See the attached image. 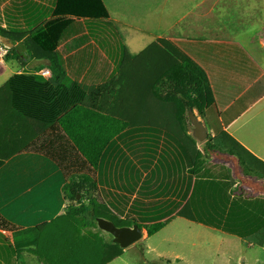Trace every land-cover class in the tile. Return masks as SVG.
<instances>
[{"label": "crops", "instance_id": "0c3cea01", "mask_svg": "<svg viewBox=\"0 0 264 264\" xmlns=\"http://www.w3.org/2000/svg\"><path fill=\"white\" fill-rule=\"evenodd\" d=\"M101 1L107 11V19L90 20L70 17L75 22L71 28L74 34L68 36L56 49V55L63 65L67 82L78 83L89 92L91 90L96 91L97 86L111 81L115 92L114 95H111L114 98L111 101L116 100L119 102L124 108L125 117L128 116L126 121L119 117L117 113L115 114L117 118L126 121L130 127L132 124L128 114L132 113L133 110L139 113L143 111L146 113L150 125H136L131 128L147 127L167 131L184 145L190 156V161L186 160L185 157L183 158L182 151H179L180 155L177 159L157 156L154 163H157L161 168V175L156 185L158 187L152 189L142 184L140 189H136L135 193L130 195L125 193L124 196L129 198V202L125 200V203L120 205L119 210L123 209L126 214L127 210L132 207L131 202L139 201L142 205L148 203L146 206L150 215L166 216L160 219L166 224L172 220L182 219L196 223L191 219L182 217L180 210L188 202L190 196L192 197L193 193L196 194L198 177H204V180H208V176L202 172L191 175V160L195 165L197 162L200 163L203 157L201 163L204 166L219 165L217 163L220 162H217L219 160L215 159L216 157L212 153L207 155L204 153L203 148L207 137L198 144L192 136L193 128L189 135L183 133L180 130L181 128H177L169 120L150 118L151 111L154 112L156 110L154 107L158 105L149 103V92L147 90L143 92L146 85V80H144L146 73H143L145 68L140 66L139 69H135L130 65L141 59L144 51L151 44L163 39L171 42L204 70L210 83L216 109L219 113V116H216L215 119L217 125L205 124L199 118L198 120L205 127L207 136L210 135L213 138L211 144H215L217 140V145L223 149L230 144V140L234 139L239 148L256 160L255 164L264 166V152L252 145L253 135L251 137L249 135L248 142H242L243 145L235 139L240 138L241 133L239 131L246 126L247 122H244V119L246 120L249 113L256 108L257 103L264 99V47L256 42L257 38H264V26L259 25L258 29L252 34H248L245 30L233 34L231 30H228L226 24L227 31L225 25L219 26V24L208 21L209 19L213 20L216 11L222 10H218L216 7L217 4H222V0ZM55 5L56 0H0V35L9 44H5V46L9 50H14L10 55V59H5L0 64V91L4 89L7 82L14 75H35L43 80L50 78L47 61H45L43 54L39 52L31 39L34 31L50 20L57 18L55 17ZM206 8L208 9L206 10ZM194 10H196L195 15L198 16V20L194 19L188 24L184 23L185 19L193 15ZM222 11L228 12V7L225 6ZM78 24L82 26L83 34L79 33ZM82 36L87 39L84 40ZM106 46L112 49L106 50ZM127 46L133 48V51L126 50ZM139 46L142 49L136 50ZM133 58H136V60ZM142 61L147 63L143 58L140 62ZM118 62L120 64L117 66L116 63ZM21 63L25 64L21 65ZM117 69H119V74H113ZM134 72H138L143 80L134 81ZM127 85L128 87L129 85L140 86L138 89H141L135 95V103L133 104H125V99L119 95V91ZM129 93H133V91ZM105 96L106 94L101 95L95 101V106L101 107L104 114L112 113L113 109L108 107L111 102L103 103ZM106 109H110V112H106ZM2 118H4L3 121L6 119L5 117ZM43 128L38 129V137L47 135L50 137V134L44 135L42 133ZM137 136L142 139L141 142L156 138V135L150 132L136 133L135 136H129L127 140L132 142V137ZM47 139H41L42 143L36 145L37 150L15 155L0 167V264H31L35 259L39 262L38 256L33 254L32 249L28 261L25 258L28 251L23 250L21 253L24 255L12 252L15 243L21 241L17 237L22 233L36 230L39 226L50 223L64 214L65 202L62 196L59 195L62 188L61 177L63 173L57 167V164H60V160L63 158L62 144L52 136L50 140ZM256 139L264 143V136H260V139L256 137ZM155 141L157 140L150 142ZM44 145H47V148L43 147ZM129 146L127 144L126 147ZM130 149L133 150V148ZM142 149V147L141 150L136 149L134 151L135 155L140 151L143 153ZM169 150L173 149L168 145L163 147L158 145L157 153L160 154L161 151L169 152ZM198 152L202 156L199 160H197L199 157ZM119 156H123L125 161H116L117 163L111 164L112 167H109V170L104 169L103 172L106 176H109L110 170L116 166H123L124 177L128 176L127 170L132 172L134 165L139 168L132 152L129 153L124 149ZM140 157L143 160V155H140ZM176 161L178 163L185 161V169H181L178 166L180 163L178 164ZM226 164L228 166V163ZM8 165H12L14 170L9 169ZM228 168L233 170V172L231 170L233 188L238 187L244 190L243 184H246L248 185L245 186L246 195L243 194V196L254 199L262 197L264 199L263 179H261L262 181L259 179L258 182H248L246 181L248 179L238 178V176L241 178L242 175L239 166H228ZM261 168L264 169V167ZM210 170L212 171L210 174L213 175V170ZM117 172H119L118 169L114 174ZM15 173L18 174L17 179L14 178ZM92 174L97 181L99 178L97 171H93ZM146 176L147 173L142 172L141 178L144 179ZM40 189L41 192L43 190L47 194L45 192L44 194L41 192L33 193L34 190ZM248 192H252V194ZM114 194L117 193L113 189L100 187L96 204L97 208L98 206H105L108 208V214L117 216L113 210L109 209L117 198ZM184 196L185 199L182 203ZM179 205L181 206L176 209ZM54 207H57L58 210L51 216ZM194 208L195 206H193L192 214H195ZM153 209L156 211L151 213L150 210ZM57 215L58 217L53 218ZM117 218L122 220V217L117 216ZM105 221L111 222L109 220ZM259 233L261 231L255 234V239L260 237ZM146 238L145 233L140 241ZM255 239L249 242L248 245L250 247L256 245L263 249L264 243H253ZM132 245L129 246L131 249ZM261 251L264 253V249ZM259 255L261 254L259 253ZM32 258L34 261H31ZM116 260L122 259L118 257L109 263ZM242 260L243 264L248 262H244V258ZM255 263L264 264L260 260H256Z\"/></svg>", "mask_w": 264, "mask_h": 264}, {"label": "trees", "instance_id": "16d2710c", "mask_svg": "<svg viewBox=\"0 0 264 264\" xmlns=\"http://www.w3.org/2000/svg\"><path fill=\"white\" fill-rule=\"evenodd\" d=\"M55 8L57 18L34 31L31 39L47 61L50 78L43 80L35 75H14L0 91V119L6 118L4 121L3 118L0 124V167L4 160L7 161L14 155L37 150L36 145L42 143L41 139L50 140L51 136L54 137L62 144L63 158L57 167L62 171L65 179L62 199L66 206L62 216L36 229L39 232L38 239L29 241V238H26L16 242L13 248L17 251L23 247H35L38 252L36 256L41 264H107L120 257L123 249L113 240L109 244L103 242L96 234L82 235L80 229L98 228L97 220L105 219L112 224L115 221L122 223L121 225L114 223L116 227L137 226L141 231L146 232L147 238L159 232L166 225L160 219L166 216L150 215L146 206L148 203L142 205L139 201H132V207L125 214L123 209L119 210L125 200L129 202V198H125L124 194L135 193L142 184L152 189L158 187L156 185L161 175V168L154 163L157 156L177 159L180 155L179 151H182L186 160L190 161V156L184 145L171 133L147 127L128 129L129 124L126 121L115 115L104 114L101 107L95 106V101L101 95L115 93L111 81L97 86L96 91L89 92L78 83L67 82L56 49L68 36L74 34L71 28L75 22L70 17L106 20L108 15L101 0H56ZM78 27L79 33L83 34L82 26L78 24ZM82 37L84 40L87 39L85 36ZM13 52V49L9 50L5 59H10ZM151 53H154L155 60H158L154 67L158 72L152 82L149 103L158 106L154 107L156 109L154 112L151 111L150 118L157 119L171 113L173 119L184 130L192 129L188 120L189 110L195 111V116L205 124L210 123V111H214L219 116L208 78L198 64L165 39L151 44L143 55L147 57ZM42 128L44 129L42 133L50 134V137L48 135L38 137V129ZM150 132L156 135L157 141L152 143L150 141L155 139H150L141 142L142 139L138 136L132 137V142L127 140L136 133ZM160 136L162 137L159 139ZM212 140L213 138L208 135L203 151L206 155L212 153L220 163L204 166L203 163L197 162L194 165L191 160L190 174L202 172L208 176V180H204V177L198 178L196 194L193 193L188 202L181 207L180 215L203 224L205 222L201 219L204 218L200 217L204 214L201 204H211L212 211L213 205L215 206L213 215H216L211 218L216 222L212 224L213 227L222 228L224 232L237 237L262 231L264 199L244 197L241 188H233L229 164L228 166L226 164L228 163L226 161H233L236 166L242 168L239 179H250L251 175L260 178L261 176L256 174L255 166L248 164V162L255 164L256 160L245 156L247 159L244 161L240 155L232 153L231 150L211 144ZM127 144L130 146L126 147ZM47 145L43 147L47 148ZM158 145L162 147L168 145L173 150L161 151L158 154ZM141 147L143 153L140 151L136 154L139 155L137 157L134 151L141 150ZM124 149L134 154L139 168L134 165L132 172L127 170L128 176L124 177L123 166H116L110 170L109 176H106L104 169L109 170L111 164L117 163L116 161H125L123 156H119ZM140 155H143V160ZM179 163L178 166L184 170L185 161ZM245 164L248 165L243 170ZM117 169L119 172L114 174ZM210 169L213 170V175L210 174L212 172ZM93 171H97L99 177L97 181L93 177ZM142 172L147 173L144 179L141 178ZM100 187L116 191L117 194L114 195L117 198L114 204L108 207L124 219L119 220L117 216L108 214V208L105 206L97 208L96 197ZM216 188L220 189L221 194L214 202L209 200V194ZM232 194H237V197L232 198ZM184 199L185 196L182 203ZM83 200H86L87 204H80L79 208L67 204L70 201L83 203L81 202ZM193 206H195V214H192ZM155 211L150 210L151 213ZM208 214L206 211V215ZM206 224L211 225V223ZM247 231L251 232L244 234Z\"/></svg>", "mask_w": 264, "mask_h": 264}, {"label": "rangeland", "instance_id": "374dc122", "mask_svg": "<svg viewBox=\"0 0 264 264\" xmlns=\"http://www.w3.org/2000/svg\"><path fill=\"white\" fill-rule=\"evenodd\" d=\"M222 4H217L216 7L217 9H224V7H228V12L226 11H216V14L213 16V20L209 19L208 21H212L215 24H219V26H224L225 24L228 26V30H231L233 34H236L240 30H245L248 34H252L254 31L258 29L259 25L264 26V0H222ZM208 6H210L208 4ZM208 8H206L207 10ZM190 14V13H189ZM188 14V15H189ZM192 16L188 19L184 20V23L188 24L189 22L193 21L194 19L198 20V16L196 14V10L192 12ZM225 25L226 31H227V26ZM230 32V33H232ZM258 39V38H257ZM258 43V40H256ZM176 47V46H175ZM177 48V47H176ZM112 49L108 48L106 46V50ZM128 51H133V48L131 47H126L125 48ZM142 49L140 46L136 48V50ZM109 50V51H110ZM155 50V48H153ZM263 51V50H262ZM264 52V51H263ZM146 56L142 55L141 59H139L136 63L133 62L131 63L130 67L133 66V68L137 69L140 66H143L145 69L143 73H146V76L144 80H146V85L143 88V92L146 90L149 92V94L152 91V82L155 79V75H157V69L155 65L157 64L158 60H155L156 57L154 53H151ZM146 60L147 63L144 61L140 62L141 60ZM136 60V58H133ZM149 62V63H148ZM153 63V64H152ZM117 66L120 64V62L116 63ZM119 69L115 71L113 74H119ZM118 72V73H117ZM134 81L135 80H143V77H141L138 72H134ZM206 74V73H205ZM144 82V81H143ZM210 85V83H209ZM140 86H134V85H128L119 91V95L122 96L125 101V104H133L135 103V95L141 91V89H138ZM211 88V86H210ZM138 89V90H137ZM114 90V87H113ZM133 93H129L132 92ZM212 91V89H211ZM114 95V94H113ZM107 96V97H106ZM103 103H107L110 101L111 103L108 104V107H111L113 109L112 113H107L109 115H115L118 113L119 117L127 121V118L124 115V108L123 106L117 102L116 100H113V96L106 94ZM130 98H133L132 100ZM167 108V106H165ZM106 112H110V109H106ZM132 113L128 114L130 116V122L132 125L128 127V129H131V127H135L136 125L139 126H146L150 125V122L148 121V117L146 116V113L143 111L141 113L135 112V110L131 111ZM193 113L196 115V112L193 111ZM260 113V114H259ZM259 114V115H258ZM172 114H168L167 116H162L160 120H165L171 121L177 128H180L179 124L173 119ZM216 114L213 111H210V124H216ZM168 117V118H167ZM3 118L0 119V124ZM246 123V126L244 129L239 131L241 133L240 138H235L238 142L242 144V142L247 143L250 137L253 135L254 141L252 142V145L258 149L264 152V143L260 142L256 139L259 138L260 136H264V99L260 100L257 103L256 108H254L251 113L246 117V120L244 119V122ZM208 124V123H206ZM244 124V123H243ZM242 124V125H243ZM217 125V124H216ZM1 129V128H0ZM37 128H35V131ZM183 133L186 134H191V129H180ZM190 142V141H188ZM198 142V141H197ZM234 139L230 140V144L227 147H224L225 150L229 149L232 151V153L236 155H240L241 159L246 161L247 159L245 156H248L246 152H244L241 148H239ZM201 142H198V144ZM216 143L213 145H216ZM243 145V144H242ZM15 157L12 156L10 158ZM202 156L199 155L197 160H199ZM249 157V156H248ZM239 161V159H238ZM6 161L4 160L3 163ZM203 162V157L200 163ZM228 162L229 166H236V164L233 161H226ZM2 163V165H3ZM250 165L255 166V171L256 174L260 175L261 177H257L256 175H251L250 179L246 181L248 182H258L262 181L261 179L264 180V169L261 167V165L254 164L252 162H248ZM244 165V169H246L247 165ZM9 169L11 168L14 170L12 165L7 166ZM240 167V166H239ZM230 169V168H229ZM242 169V168H241ZM232 169H230L231 172ZM233 172V170H232ZM198 177V176H197ZM14 178H18V174L15 173ZM62 186L65 184V179L62 176ZM199 178V177H198ZM263 183V182H262ZM243 194L246 195L245 193V186H243ZM201 190V188H200ZM41 192L40 190H34L33 193ZM44 192L47 194L46 191H43L41 193L44 194ZM249 194H252V192H248ZM59 194V192H58ZM220 189L216 188L214 192L209 194V200L215 202V198H218V195H220ZM60 196H62V188L60 189ZM228 195V193L226 194ZM232 198H236L237 194H232ZM245 197V196H244ZM262 198V197H258ZM201 199V198H200ZM199 199V200H200ZM38 201H41L40 199H37ZM83 203H74L72 201L67 202L68 205H72L75 208H79L80 204H87L86 200L81 201ZM66 206V203H65ZM202 210L204 214L200 215L201 218H214L216 215L214 214V209L215 206L213 205V211H212V205H204L201 204ZM58 210L57 207L52 208L51 211V216H53L56 211ZM206 211H208V215H206ZM213 215V216H212ZM60 216V215H59ZM58 217L55 216L53 218ZM119 219V218H118ZM124 219V217H122ZM204 219H201L205 223H194V222H188L186 220H172L170 223H167L164 228H162L159 232L155 233L151 237H148L144 239L143 241H138L134 243L131 247L132 249L125 248L123 249L124 251L122 252L123 254L120 256L122 260H116L113 261L112 263L109 264H243L242 258H244L245 264H256V260H260V262L264 263V253L261 251L263 249H260L258 246H253L250 247L248 245L249 242L255 239L254 234L251 235H245L243 237H237L233 235H229L228 233L224 232L221 229H217L212 226V224H216L213 219L209 221H205ZM264 219V217L262 218ZM126 220V219H125ZM214 222V223H213ZM225 222V221H224ZM116 223L118 225H121L122 223L115 221L113 224ZM206 223H211V225H207ZM219 227H222L218 225ZM98 227V226H97ZM134 227V226H132ZM132 227H127V228H132ZM229 228V226H227ZM142 233V239L145 235V231H141ZM242 232V231H239ZM251 231H247L244 234H248ZM80 233L82 235H86L88 233L96 234L98 235L103 242L105 243H110L113 240V237L102 231L99 228H93V227H86V229L81 228ZM260 237H257L253 243H264V229L259 233ZM39 237V232L37 230H33L31 232H26L22 233L19 235L17 238L19 240H25L26 238H29L30 240H35L38 239ZM147 237V234H146ZM14 253H21L23 250L28 251L25 254V258L30 257L31 255L30 250L32 249L33 254L36 256L38 253L35 250V247H27L26 249H19L17 251L14 250ZM251 249V250H249ZM259 253L261 255H259ZM23 254V253H21ZM24 255V254H23ZM46 258L45 256H42ZM31 261H34L32 258ZM36 261V262H35ZM35 261L31 264H36L39 263L36 259Z\"/></svg>", "mask_w": 264, "mask_h": 264}, {"label": "water", "instance_id": "95a60500", "mask_svg": "<svg viewBox=\"0 0 264 264\" xmlns=\"http://www.w3.org/2000/svg\"><path fill=\"white\" fill-rule=\"evenodd\" d=\"M0 42L7 44L6 39L0 35ZM9 45V44H7ZM188 120L192 126V136L198 141L203 142L207 137V132L202 122L198 120L193 111L189 110ZM97 226L102 231L110 234L113 237V242L120 248L125 249L130 245L138 242L142 237L141 230L134 226L132 228L116 227L111 222L105 220H97Z\"/></svg>", "mask_w": 264, "mask_h": 264}, {"label": "built area", "instance_id": "2783aa9c", "mask_svg": "<svg viewBox=\"0 0 264 264\" xmlns=\"http://www.w3.org/2000/svg\"><path fill=\"white\" fill-rule=\"evenodd\" d=\"M257 40H258V44L264 47V38L259 37ZM8 51H9V48L0 42V64L5 61V57L7 56Z\"/></svg>", "mask_w": 264, "mask_h": 264}]
</instances>
